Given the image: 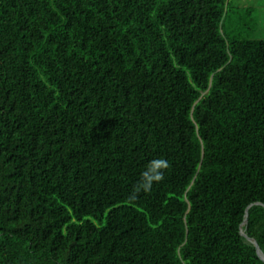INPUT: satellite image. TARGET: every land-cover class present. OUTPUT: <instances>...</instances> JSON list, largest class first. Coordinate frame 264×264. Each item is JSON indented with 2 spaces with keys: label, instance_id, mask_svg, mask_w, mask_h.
I'll use <instances>...</instances> for the list:
<instances>
[{
  "label": "trees",
  "instance_id": "16d2710c",
  "mask_svg": "<svg viewBox=\"0 0 264 264\" xmlns=\"http://www.w3.org/2000/svg\"><path fill=\"white\" fill-rule=\"evenodd\" d=\"M251 14L0 0V264H264L241 233L264 254V39L236 29ZM158 158L165 179L136 191Z\"/></svg>",
  "mask_w": 264,
  "mask_h": 264
},
{
  "label": "clouds",
  "instance_id": "9594fccd",
  "mask_svg": "<svg viewBox=\"0 0 264 264\" xmlns=\"http://www.w3.org/2000/svg\"><path fill=\"white\" fill-rule=\"evenodd\" d=\"M168 166V162L162 158L152 160L147 170L141 174L135 190L144 193L150 192L154 184H158L165 179V169Z\"/></svg>",
  "mask_w": 264,
  "mask_h": 264
},
{
  "label": "crops",
  "instance_id": "0c3cea01",
  "mask_svg": "<svg viewBox=\"0 0 264 264\" xmlns=\"http://www.w3.org/2000/svg\"><path fill=\"white\" fill-rule=\"evenodd\" d=\"M231 2L235 7L246 9L249 13H252L248 19L249 22L252 20L255 22V31L264 26V0H231Z\"/></svg>",
  "mask_w": 264,
  "mask_h": 264
},
{
  "label": "rangeland",
  "instance_id": "374dc122",
  "mask_svg": "<svg viewBox=\"0 0 264 264\" xmlns=\"http://www.w3.org/2000/svg\"><path fill=\"white\" fill-rule=\"evenodd\" d=\"M244 24H247V25H244ZM244 24L242 26L240 25V27L238 26L236 27V29L239 28L240 30V36H241L240 38L242 39H264V26L262 28L259 27L260 30L255 31L253 30V27L255 29V22L253 20L250 23L246 22Z\"/></svg>",
  "mask_w": 264,
  "mask_h": 264
},
{
  "label": "water",
  "instance_id": "95a60500",
  "mask_svg": "<svg viewBox=\"0 0 264 264\" xmlns=\"http://www.w3.org/2000/svg\"><path fill=\"white\" fill-rule=\"evenodd\" d=\"M256 204H262V203L257 202ZM247 221H248V210L246 212V216H245L244 222L242 223V226L245 225L247 223ZM241 233H242V235H244L248 239V241H250L251 243H253L256 246L259 256L264 260V254H263L259 244L257 243V241L248 237L247 233L245 232V230L243 228L241 229Z\"/></svg>",
  "mask_w": 264,
  "mask_h": 264
}]
</instances>
